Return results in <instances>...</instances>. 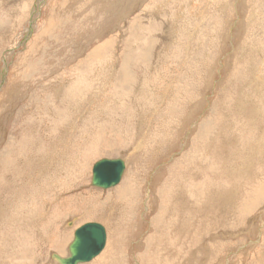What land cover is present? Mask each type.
Listing matches in <instances>:
<instances>
[{
	"label": "rangeland",
	"instance_id": "374dc122",
	"mask_svg": "<svg viewBox=\"0 0 264 264\" xmlns=\"http://www.w3.org/2000/svg\"><path fill=\"white\" fill-rule=\"evenodd\" d=\"M89 221L81 264H264V0H0V264Z\"/></svg>",
	"mask_w": 264,
	"mask_h": 264
},
{
	"label": "water",
	"instance_id": "95a60500",
	"mask_svg": "<svg viewBox=\"0 0 264 264\" xmlns=\"http://www.w3.org/2000/svg\"><path fill=\"white\" fill-rule=\"evenodd\" d=\"M123 158H101L93 166L92 185L110 188L118 184L125 171ZM106 244V230L102 223L89 221L79 226L69 246L70 255H53L60 264H81L94 259Z\"/></svg>",
	"mask_w": 264,
	"mask_h": 264
},
{
	"label": "bare ground",
	"instance_id": "6f19581e",
	"mask_svg": "<svg viewBox=\"0 0 264 264\" xmlns=\"http://www.w3.org/2000/svg\"><path fill=\"white\" fill-rule=\"evenodd\" d=\"M35 9H36V8H35ZM35 9H34V10H35ZM34 13H36V12H34ZM37 13H38V12H37ZM35 15H36V14H35ZM35 15H34V16H35ZM34 16H33V17H34ZM33 28H34V27H33ZM33 28H32V29H33ZM31 35H32V34H31ZM10 48H11V47H10ZM257 76H259V75H257ZM261 76H262V75H261ZM2 77H3V76H2ZM260 78H261V77H260ZM102 89H103V88H102ZM253 107H254V106H253ZM83 113H84V112H83ZM215 116H216V115H215ZM54 135H55V134H54ZM49 146H50V145H49ZM99 149H100V148H99ZM56 159H57V158H56ZM124 162H125V161H124ZM7 164H8V163H7ZM62 164H63V163H62ZM7 166H8V165H6V167H7ZM64 166H65V165H64ZM93 166H94V165H93ZM7 169H8V168H7ZM27 172H28V170H27ZM124 172H125V171H124ZM123 174H124V173H123ZM92 175H93V169H92ZM122 176H123V175H122ZM122 178H123V177H121V179H122ZM91 181H92V177H91ZM120 181H121V180H120ZM91 185H92V183H91ZM116 185H117V184H116ZM116 185H115V186H116ZM25 186H27V185H25ZM95 187H97V186H95ZM112 187H114V186H112ZM110 188H111V187H110ZM104 189H107V188H104ZM117 189H118L120 192H125V191L128 190V185H127V186H123V185H122L121 187H118ZM36 191H37V190H36ZM184 192H185V191H184ZM115 193H116V190H115ZM117 193H118V192H117ZM118 194H119V193H118ZM118 194H117V195H118ZM115 195H116V194H115ZM117 197H118V196H117ZM121 197H122V196H121ZM21 202H22V201H21ZM31 211H32V210H31ZM29 212H30V211H29ZM34 215H35V214H34ZM53 216H54V215H53ZM32 217H33V216H32ZM175 218H176V217H175ZM102 225L104 226V224H102ZM31 226H32V228L34 227L33 225H30L29 227H31ZM80 226H81V225H80ZM32 228H31V229H32ZM106 228H107V227H106ZM105 230H106V229H105ZM75 231H76V230H75ZM74 235H75V232H74ZM33 237H34V236H33ZM13 238H14L15 241H17V237L14 236ZM73 239H74V236H73ZM73 239H72V241H73ZM106 240H107V235H106ZM72 241H71V242H72ZM71 242H70V244H71ZM107 242H108V241H107ZM70 244H69V246H70ZM105 245H106V244H105ZM69 246H68V252H69V255H70ZM46 247H47V246H46ZM58 247H59V246H58ZM102 250H103V249H102ZM11 254L14 255V251H12ZM57 254H58V253H57ZM99 254H100V253H99ZM99 254H98V255H99ZM58 255H59V254H58ZM66 255H67V254H66ZM69 255H68V256H69ZM59 256H61V255H59ZM68 256H66V257H68ZM61 257H63V256H61ZM95 257H96V256H95ZM95 257H94V258H95ZM55 260H56L57 262H59L58 259H55ZM4 261H5V260H4Z\"/></svg>",
	"mask_w": 264,
	"mask_h": 264
}]
</instances>
